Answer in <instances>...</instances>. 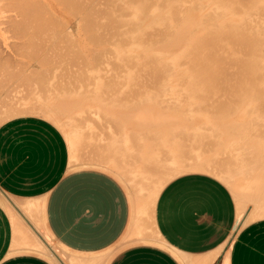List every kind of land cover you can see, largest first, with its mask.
Instances as JSON below:
<instances>
[{
    "label": "bare ground",
    "instance_id": "bare-ground-1",
    "mask_svg": "<svg viewBox=\"0 0 264 264\" xmlns=\"http://www.w3.org/2000/svg\"><path fill=\"white\" fill-rule=\"evenodd\" d=\"M130 10L135 12L133 16L137 14L143 19L146 17L143 26V20L130 16ZM154 26L158 28L157 31ZM1 29L11 32L13 38L11 44L5 43L8 40L7 35H4L7 36L4 37L5 40L0 38V79L5 76L6 79L3 80L7 83L8 79L10 82L13 78L21 76V81L17 78L14 83H21L24 87L21 84L17 87L7 83V87L4 84L7 91L3 92L5 89L2 87V79L0 80L3 90L1 87L0 89L4 93L0 94V119L6 115L25 112L37 113L50 119L62 129H66L63 132L66 133L71 149L70 162L77 160L74 153L76 148L89 146L83 142L87 141L83 140L86 131L90 137L85 138L92 141L93 136L97 139L103 132L101 138L95 140L97 142L88 141L95 144L92 151L97 154L91 159V163L103 165L117 176L119 173L132 187L137 200L141 201V209L144 205L151 207L162 186L172 178L189 171H201L214 175L229 185L238 202L239 216L243 203L251 202L253 208L248 215H251L250 219L264 217V0H0V31ZM57 31L60 38H56ZM154 35L159 37L158 40H155ZM89 36L96 45H99L98 42H108L107 45L111 42L109 46H122L121 52L124 51L113 57L112 48L111 53H104L100 49L101 54L98 50L91 51L87 47H80L87 45L86 39ZM83 37L85 43L81 42ZM115 39H120L123 45ZM79 41L81 44L78 48L76 44L80 43ZM179 41L182 42V47L177 50L179 54L176 51L171 55L172 52L169 51L181 43ZM113 43L118 44L116 46ZM90 44L93 48L94 43ZM96 45L94 48L98 46ZM130 46L141 50L144 47L145 51L142 50L141 54L136 56L135 53L127 52ZM120 47L114 49H121ZM109 49L110 47H107L105 51ZM152 49L157 52L156 55L152 54ZM147 50L152 51L151 54ZM88 51L92 56L91 62L95 61L98 65V68L95 65L94 69L100 71L92 73L96 76L99 74L101 81L99 79L91 82L94 80L93 74H87L85 67H81L83 70L79 68L85 59L83 55L88 54ZM22 55L32 61L21 57L25 62L17 59V64L15 57ZM155 58L158 63L161 62L157 66L164 70L155 67L156 64L152 61L156 60ZM77 59H82V64L80 61L77 64ZM139 59L142 60L137 61ZM19 62L24 72L23 68L16 67L20 66ZM65 62L69 64L65 66ZM84 63H88L86 59ZM104 63L107 67H104ZM73 64L75 67L73 66L72 70L75 71L78 67L81 72L85 71V74L82 72L78 75L79 79L81 75H89V78L92 77L91 81L84 76L88 80L82 77L80 80L84 81H81L82 84L78 83V77H75L79 70L75 71L74 77V71L69 70ZM88 65L86 68L91 69ZM62 66H69V69H63L67 74V69L72 71L71 77L75 78L80 86L75 85L71 77L69 78L74 85L70 79H66L70 73L66 74L67 77L62 75L66 80L62 79L57 71L62 69ZM57 67L60 69H56ZM154 67L155 70L161 69V72H154ZM173 68L178 69L172 71ZM20 69L23 73H20ZM103 69L107 72L103 73ZM61 73L65 74V71ZM131 74L140 75L139 79L142 80H139L138 76L133 78ZM56 75L60 76L62 84L68 80L72 85H69L68 81L64 84L68 83L69 86L61 85L60 81L55 80L58 76L54 79ZM125 75H128V79ZM160 75L165 76L164 80ZM36 76H40L42 80ZM114 77L116 82H113ZM116 78H120V81ZM52 82L59 84H54L53 87ZM8 85L14 87L9 89ZM53 91L58 94H52ZM89 99L96 101L94 107L84 104L89 103ZM193 102L195 105L200 104L197 105L202 107L200 109L205 108L206 112L201 111L208 113L209 117L211 115V119L216 123L210 121L208 123L214 125L208 127L201 122V126H207L206 128L212 129L213 132L215 128L216 134L221 132L218 133L220 136L224 133L225 140H218V134H215L214 138L210 137L213 135L211 131L209 132L212 135L208 134L207 137L205 131L208 129L200 128V125L198 126L201 130L197 127L194 129L191 127L192 121L185 124L180 123L181 120H174L175 112L178 114L184 111L178 116H186L185 110L189 113L187 109L191 108ZM184 103L188 104L187 109ZM179 105H183L185 110L180 109ZM189 110L190 117L187 114V118H183L191 120L194 116L197 117L196 114L200 111L198 109L194 114V108ZM166 117L172 119L168 120ZM222 119H225L224 122H216ZM89 122L90 126L95 122L93 130L88 128L90 132L86 128ZM217 123L221 124L219 130ZM96 124L101 126L99 133L95 132L98 128ZM211 138L213 142L208 140ZM215 138L219 142L222 141L221 146L218 143L221 148L217 146ZM193 142L204 148L201 150L198 146L199 154L196 153V157H191L188 152V155H185L187 149H184L188 143L192 145V148L188 149L195 152ZM213 145L214 150H217V153L214 151L216 154H212ZM205 150L206 156L202 157L200 153ZM223 154L227 155V159H223H226L225 161L222 160L225 157ZM84 163L89 164L90 161ZM134 187L136 190H133ZM0 201L7 205L6 200ZM33 204L28 202L23 209L31 211L35 207ZM20 238L23 247L30 246L38 252L41 251L60 264H94L93 258L69 256L57 253L49 247L45 248L33 235ZM216 255H208L205 258L206 264H210Z\"/></svg>",
    "mask_w": 264,
    "mask_h": 264
},
{
    "label": "crops",
    "instance_id": "crops-1",
    "mask_svg": "<svg viewBox=\"0 0 264 264\" xmlns=\"http://www.w3.org/2000/svg\"><path fill=\"white\" fill-rule=\"evenodd\" d=\"M109 171L72 166L63 133L44 117L0 124V193L7 201H0V264H60L23 248L21 236L43 233L67 255L94 264L108 252L106 264H206L213 253L210 264H264V218L240 224L219 178L189 171L166 182L146 210L153 244L147 212ZM28 202L31 211L22 208Z\"/></svg>",
    "mask_w": 264,
    "mask_h": 264
},
{
    "label": "rangeland",
    "instance_id": "rangeland-1",
    "mask_svg": "<svg viewBox=\"0 0 264 264\" xmlns=\"http://www.w3.org/2000/svg\"><path fill=\"white\" fill-rule=\"evenodd\" d=\"M130 11H131V10H130ZM133 12H134V11H131L130 16L133 14ZM133 15H135V12H134ZM133 15H132V16H133ZM136 16H137V17H136ZM136 16H133V17H135V18H137V19L140 18L139 20H141V19L143 20V23H142V26H143V25L145 24V21H146L145 18H146V17L143 15V16L145 17V18L143 19L142 16H138L137 14H136ZM138 17H139V18H138ZM141 22H142V21H141ZM160 26H161V25H160ZM120 28H121V27H120ZM120 28H119V29H120ZM153 28H154V30H156V31H157V29H158V28L156 29L155 26H154ZM57 29H59V28H57ZM57 29H56V30H57ZM144 29H145V28H144ZM159 29H160V28H159ZM176 29H177V27H176ZM60 30H62V28H61ZM60 30H59V32L61 33ZM142 30H143V29H142ZM1 31H3V29H1ZM1 31H0V38L3 37L2 39L5 40L4 37H7V36H8V40L6 39L7 41H5V43H9V44H11L10 42H12L13 34H11V32L9 33V32H4V31L1 33ZM119 31H121V30H119ZM142 32H144V31H142ZM4 33H5V34H4ZM6 33H9V34H6ZM60 33L58 34V31H57L56 38H57V36H59L58 38H60ZM10 34L12 35V37L10 36ZM4 35H7V36H4ZM9 36L11 37V39H10ZM154 36L157 37V35H154ZM87 37H88V36H86V38H87ZM156 37H155V40H158L159 37H157V39H156ZM89 38H90V36H89ZM89 38L86 39V40H87V41H86V44H87V45H85V44H84V43H85V41H84V40H85V37H83L82 40H81V42H84V43H82V44H84L85 47H84V45H81L80 47H82V48H84V49H87V48H88V49H91V51H92V50H93V51H94V50H96V51L98 50L99 53H101V54H102V52H104V53H105V52H106V53H109V52H110V53H111V51H112L111 48H112L114 51L112 52L113 54H112L111 56H113V55L117 56L118 53L121 54V53H123V51H124V50H123V51L121 52V50H122V46H121V47H120V46H117V44H118L119 42H120V44H121L120 39H119V40L117 39L118 41L115 39V41L118 42V43H117V44H114V43H113V44L116 45L117 47H120L121 49L118 48V49L115 50L114 48H117V47H115V46H112V47H111V45L109 46V44H110L111 42H109L108 45H107L108 42H107V43H104V44H103V42H101L102 44H101L100 42H98V43H99V45L97 44V45L99 46V48H98V46L96 45V42H95V41L93 42V41H92L93 39H91V38L89 39ZM117 38H120V37H117ZM83 39H84V40H83ZM0 40H1V39H0ZM48 40H49V39H48ZM153 40H154V38H153ZM8 41H9V42H8ZM0 42H2V41H0ZM79 42H80V41H79ZM81 42L76 44L78 48H79V45L81 44ZM89 42H90V43H94L97 47L94 48L95 45L92 44V46H93V48H94V49H93V48L90 46L91 44H90ZM113 42H114V41H113ZM116 42H115V43H116ZM130 42H131V41H130ZM179 42H181V41H179ZM131 43H132V42H131ZM133 43H134V42H133ZM113 44H112V45H113ZM100 45H101V46H100ZM121 45H123V43H122ZM128 45H129V43H128ZM181 45H182V42H181V43H178V44L175 45L173 48H172V46H170V48H172V49L169 51V53L172 52L171 55L174 54L173 52H176L180 47H182ZM124 46H125V44H124ZM86 47H87V48H86ZM107 47H110L109 51H108V50L105 51V48H107ZM155 48H156V47H155ZM75 49H76V48H75ZM100 49H101L102 52L100 51ZM134 49H136V48H134ZM134 49L131 48V46H130V48H129L128 50H127V49H126V50H127V52H129V53H130V52H131V53H135L136 56H137L138 53H140V52L144 49V47H142V50H141V48H140V49L137 48V49H139L140 51L137 50V49L134 51ZM153 49H154V48H153ZM153 49H152V51H154ZM156 49H157V48H156ZM103 50H104V51H103ZM110 50H111V51H110ZM131 50H132V51H131ZM115 51H117V52H115ZM143 51H145V50H143ZM147 51H148V50H147ZM152 51H151V52H152ZM155 51L158 52V49L155 50ZM155 51L152 53L153 55H156V54H157V52H155ZM161 51H162V50H161ZM114 52H115V54H114ZM125 52H126V51H125ZM127 52H126V54L128 55ZM151 52L148 51V53H150V54H151ZM177 53L179 54L178 51H177ZM135 54H134V55H135ZM140 54H141V53H140ZM175 54H176V53H175ZM178 54H176V55H178ZM18 55H20V54H18ZM81 55H82V54H81ZM118 55H119V54H118ZM132 55H133V54H132ZM153 55H152V56H153ZM83 56H84V58L87 60V62H88L87 64L84 63V62H85V59H84V61H83V60H82L83 58L80 59V60L83 61V64H82V62H81L80 60H78V59H77V61H75V62H76L77 64H79L78 62L80 61V63H81L83 66H82V65H81V66L79 65V68L81 69V67H83V68L85 67L84 69L87 71L86 73L89 74L90 76H92V74H93V78H94V80L91 81L90 79H92V77L89 78V77H88L89 75H83V76L81 75L80 77H81V78L83 77L82 79H85L84 76H86V77L89 78V80H90L91 82H96V81L99 80V79H100V81H101V77L99 76V74H98V76H96V74H94V73H99L100 71H98L99 69H94L95 65H97V64H96L95 61H94V62H91V61H92V59H91L92 56L89 54V51H88V54L83 55ZM18 57H19V56H18ZM21 57H24V58H25L26 56H23V55H22V56H20L19 58H17V56H16V57H15V59H16V63H17V59L20 60L21 62L23 61V60H22L23 58H21ZM113 57H114V56H113ZM155 57H156V56H155ZM20 58H21V59H20ZM153 58H154V56H153ZM15 59H14V60H15ZM25 59H27V57H26ZM155 59H156V58H155ZM11 60H12V59H11ZM27 60L30 61V59H27ZM27 60H26V62H28ZM141 60H142V59H141ZM141 60L139 59V60H137V61H141ZM31 61H32V59H31ZM31 61H30V62H31ZM71 61H72V60H71ZM71 61H69V62H71ZM152 61L154 62L153 64H156V66L153 65V66H155V67H158L157 64H161V62L159 61V59H158V61H159L160 63L157 62V59H156V60H152ZM152 61H151V64H152ZM155 61H156V63H155ZM162 61H163V60H162ZM21 62H19V65H20V66H16V67H20V68L22 69L23 67H22V65L20 64ZM23 62H25V60H24ZM23 62H22V63H23ZM30 62H28V64H29ZM73 62H74V61H73ZM135 62H136V59H135ZM164 62H165V61H164ZM164 62H163V63H164ZM13 63H14V62H13ZM67 63H68V62H67ZM76 63H75V64H76ZM93 63H94V64H93ZM107 63H108V62H107ZM17 64H18V63H17ZM24 64H27V63H24ZM68 64H69V63H68ZM68 64H66V62H65L64 65L67 66ZM70 64H72V62H71ZM75 64L70 65V68H71V69H69V66H68V67H64V66H62L61 68H62V69H63V68H64V69L68 68L69 70H72V69H73L72 67H73ZM77 64H76V65H77ZM88 64H90L91 66H89ZM104 64H106V63H104ZM104 64H103V65H104ZM84 65H85V66H84ZM87 65H88L89 67H91V69H90V68H86ZM25 66H27V65H25ZM25 66H24V67H25ZM16 67H15V65H14V68H16ZM74 67H75V66H74ZM104 67H107V64H106V66L104 65ZM155 67L153 68L154 70H155ZM79 68L77 67L76 69H75V68H74V69H75V71L77 72L78 70L80 71ZM83 68H82L81 70H83ZM97 68H98V65H97ZM158 68H161V69H162V67H160V66H159ZM16 69H17V68H16ZM18 69H19V68H18ZM21 69H20V70H21ZM56 69H60V68L57 67ZM62 69L57 70V71H59L58 73L60 74V76H61L62 79H63V78H64L63 76H66L67 73H66V70H64V69L62 70ZM68 69H67V72H68V74L70 73V76H68V78H66V77H67V76H66L65 78L69 80V79H70L69 77H71L74 73H75V76H76V72H75L74 70H72V71H74V72H73L72 75H71V72H72V71L69 72ZM101 69H102V68H101ZM106 69H107V68H106ZM106 69H103L104 71H102V70H101V71H102L103 73H104V72H107ZM153 69H152V70H153ZM156 69H157V68H156ZM161 69H160V70H161ZM175 69H178V68H173L172 71H174ZM53 70L55 71V69H53ZM53 70H52V71H53ZM61 70H62V71H65V74H63L64 72L61 73V72H62ZM89 70H90V71H89ZM91 70H92V71H91ZM154 70H153V71H154ZM160 70H155L154 72H157V71H158V72H161ZM162 70H164V69H162ZM50 71H51V70H50ZM50 71H49V72H50ZM79 71L77 72V73H79V74H77V76H76L75 78H77L78 75H80L82 72H83V73L85 72V71H82V72H81V71L79 72ZM93 71H95V72L92 73ZM176 71H178V70H176ZM176 71H175V72H176ZM23 72H24V68H23ZM23 72H22V70L20 71V73H23ZM146 72H150V70H149V71L146 70ZM151 72H152V71H151ZM50 73H51V72H50ZM55 73H56V71H55ZM58 73H57V74H58ZM103 73H102V74H103ZM52 74H54V72H53ZM59 74H58V75H59ZM68 74H67V75H68ZM84 74H85V73H84ZM102 74H100V75L102 76ZM20 75H21V74H20ZM48 75H49V74H48ZM58 75H56V76L54 77V79H55ZM62 75H63V76H62ZM131 75H132V74H131ZM131 75H130V77H129L130 79H131L132 76H133V75H132V76H131ZM40 76H42V75H40ZM40 76H38V77L36 76V77L39 78V80H42V79L40 78ZM43 76H44V75H43ZM60 76H58V77H59V80H58V77H57V79H55V80L60 81ZM94 76H96V77H94ZM103 76H104V75H103ZM105 76H106V75H105ZM107 76H108V75H107ZM127 76H128V75H127ZM127 76L125 75L126 78H127ZM135 76H136V77L138 76L137 78L139 79V76H140V75H134L133 78H135ZM144 76H145V75H144ZM144 76H143V79L145 78ZM160 76H161L162 80H164L165 76H164V77H163L162 75H160ZM160 76H158V77H160ZM20 77H21V76H20ZM20 77H19V78H20ZM48 77H49V76H47V78H48ZM50 77H51V74H50ZM50 77H49V78H50ZM52 77H53V75H52ZM73 77H74V75H73ZM97 77H98V78H97ZM99 77H100V78H99ZM110 77H111V76H110ZM112 77H113V76H112ZM112 77H111V78H112ZM123 77H124V75H123ZM123 77H122V78H123ZM17 78H18V76L16 77V79H17ZM19 78H18L17 80H20ZM44 78H45V77H43V80H44ZM49 78H48V79H49ZM65 78H64V79H65ZM75 78H72V77H71V79H72V80L74 79L73 81H75V83H76ZM81 78H80V79H81ZM107 78H108V77H107ZM111 78H110V79H111ZM140 78H141V77H140ZM150 78H151V77H150ZM161 78L158 79L159 82L161 81ZM1 79H2V78H1ZM1 79H0V80H1ZM3 79H6V77L4 76ZM3 79L1 80V81H2L1 83H3V84H2V87H3V88L5 87V85H6L7 83H9V84L12 83V84L16 85V84H15V83H16V82H15V81H16L15 78H13L14 80H10V82H9V79H8L7 83H4L5 80H3ZM62 79H61V80H62ZM66 79H65V80H66ZM71 79H70V80H71ZM80 79H79V77H78V80H79L78 83H80L81 81H84V80H80ZM103 79H104V77H103ZM116 79H117V78H116ZM127 79H128V78H127ZM145 79H146V78H145ZM145 79H144V80H145ZM153 79H154V78H153ZM45 80H46V79H45ZM49 80H50V79H49ZM52 80H53V78H52ZM68 80H67V81H68ZM72 80H71V83L73 82ZM78 80H77V81H78ZM85 80H86V79H85ZM87 80H88V79H87ZM87 80H86V81H87ZM106 80H108V79H106ZM113 80H115V77H114ZM118 80L120 81V78L117 79V81H118ZM121 80H122V79H121ZM139 80H142V78L139 79ZM144 80H143V82H144ZM158 80H157V81H158ZM20 81H21V80H20ZM67 81H64V83H66ZM86 81H85V82H86ZM90 81H88V82H90ZM109 81H110V80H109ZM119 81H118V82H119ZM5 82H6V81H5ZM14 82H15V83H14ZM49 82H50V81H49ZM53 82H54V81H53ZM53 82H52L53 87H55L54 84H55L56 82H55V83H53ZM69 82H70V81H68V83H69ZM85 82H84V83H85ZM98 82H99V81H98ZM113 82H116V80L113 81ZM113 82L111 81V83H113ZM140 82H142V81H140ZM140 82H139V83H140ZM1 83H0V84H1ZM17 83H18V82H17ZM59 83H60L61 85L64 84V83L62 84V81H60ZM59 83H57V84H59ZM68 83H67V84H64V85H68ZM71 83H69V85H72V84H73V83H72V84H71ZM75 83H74V84H75ZM4 84H5V85H4ZM20 84H21V83H18L16 86H17V87H20V86L22 85V84H21V85H20ZM57 84H55V85L57 86ZM74 84H73V85H74ZM80 84H82V82H81ZM80 84H77V83H76L75 85H77V86L79 85V86H80ZM18 85H19V86H18ZM69 85H68V86H69ZM115 85H116V84H115ZM138 85H139V84H138ZM16 86H15V87H16ZM68 86H67V87H68ZM91 86H92V85H91ZM0 87H1V86H0ZM2 87H1V89H2ZM6 87H7V85H6ZM6 87H5V88H6ZM9 87H10V88H9ZM13 87H14V86L8 85V88H9V89H11V88H13ZM22 87H24V85H22ZM22 87H21V88H22ZM61 87H62V86H61ZM63 87H66V86H63ZM88 87H89V86H88ZM115 87H116V86H115ZM5 88H4V89H5ZM68 88H69V87H68ZM158 88H160V87H158ZM1 89H0V94H2L4 91H7V90H6L7 88H6L5 90L2 89L3 92H2ZM9 89H8V90H9ZM50 92H51V91H50ZM53 92H54V91H53ZM58 92H59V93H63V91H62V92L58 91ZM99 93H100V92H99ZM142 93H143V92H142ZM47 94H49V91H48ZM52 94H58V93H57V91H56V93L54 92V93H52ZM100 94H102V93H100ZM2 95H4V93H3ZM153 100H154V99H153ZM95 102H96V101H92V100L89 99V103H88V102H84V104H89V105H92V106L94 107V106H95V105H94ZM193 103H194V102H193ZM193 103H192V104H193ZM189 104H190V103H189ZM192 104L190 105V107H191L192 109L194 108V114H195L196 112H198V109L200 110L199 112H202V113H199V112H198L199 114H202L201 116H200L198 113L196 114L197 117H199V118L195 117L194 114L192 113L193 110H191V114H193L194 118L191 119V120H190V119H186V118H187V114L189 115V113H190V110H189V109H191V108H188V109H187V108H186V105L188 106V104H185V103H184L183 105H185L184 107H185V109L188 110L189 113H187V111H186L185 109L182 108L183 105H182V106L179 105V107L181 106L180 109L185 110V112H186V113H185L186 116H183V115H182L181 117L178 116V114L180 115V114H183V112H184V111H183L182 113H180L181 111H180V112L178 111V112H179L178 114H176V112L174 113L175 116H176V117L174 118V120H175V121H176V120H179V121L181 120L180 123H185V124H186L187 122H191V121H192V122H191V124H192L191 127L193 126L194 129H196L195 127H197L198 130H201L200 128L204 127V126H201V124H202L201 122H203L204 125H207V126H208V125L211 126V125L216 124L215 121H214V119H211V115H210V117H209V114H208V113H203V111L206 112V111H205V108H204V110H203V109H200V108H202V107L199 108L200 104H197V103H196V105H195V103H194L195 107H193L194 105L192 106ZM197 105H199V106H197ZM201 106H202V105H201ZM197 107H198V108H197ZM107 109H110V108L107 107ZM141 109H148V108H146V107H141ZM196 109H197V110H196ZM110 110H111V109H110ZM177 110H178V109H177ZM201 110H203V111H201ZM30 114H32V113L25 112V113L15 114V115H12V116H8V115H6V116H3V117L0 119V124H2L3 122H5V121H7V120H9V119H11V118L18 117V116H23V115H30ZM169 114L174 115V114H172L171 112H169ZM204 114H205V116H204ZM32 115H38V116H41V117L46 118L45 116L39 115V114H37V113H33ZM198 115H199V116H198ZM206 115H207V117H206ZM193 116H191V118H192ZM183 117H186V118H183ZM188 117H190V115H189ZM166 118H167L168 120L172 119V117H171V118H170V117H166ZM196 118H197V119H196ZM207 118H209V119H207ZM46 119L49 120V121H51V120L48 119V118H46ZM91 119H92V121H94L93 117H91ZM91 119H90L89 121H91ZM188 120H190V121H188ZM207 120H208V121H207ZM224 120H225V119L217 120L216 122L222 123V122H224ZM228 120H229V119H228ZM179 121H178V122H179ZM210 121H214V122H213L214 124H212V123L209 124L208 122H210ZM51 122L54 123L53 121H51ZM91 123H92V122H91ZM93 123H94V124H93ZM93 123H92V124H93L92 126H90V125H91L90 122H89L88 124H86V128H87V130H88V128L93 130V128H94L93 126H95V122H93ZM200 123H201V124H200ZM207 123H208V124H207ZM54 124L60 129V131L63 133V135H64V137H65V139H66V141H67L66 133L63 132V131H66V129H62V128H61L59 125H57L56 123H54ZM217 124H218V123H217ZM198 125H200L201 127L199 128ZM202 125H203V124H202ZM219 125H220V127H221V124H218L217 126L215 125V126L217 127V130H219L218 128H220ZM207 126H206V127H207ZM96 127H98V128H96ZM96 127H95V128H96L95 132H96V131L98 132V130H99V128H100L101 126H98V124H96ZM191 127H189V130H190ZM206 127H204V129H205ZM208 127H209V126H208ZM212 128H213V126H212ZM100 129H101V128H100ZM206 129H208V131H205ZM206 129H205L204 131H205V133L207 132V134H206L207 137H208V134L212 135V134H211V133L213 132V131H211L212 129H211V130H209L210 128H206ZM220 129H221V128H220ZM102 130H103V128H102ZM191 130H192V129H191ZM202 130H203V129H202ZM213 130H214L213 135L210 136V137H213V136L216 134V133H215V131H216L215 128H214ZM88 131H89V130H88ZM193 131H194V130H193ZM195 131H196V130H195ZM209 131H211V133H210ZM89 132H90V131H89ZM99 132H100V130H99ZM99 132H98V133H99ZM201 132H202V131H201ZM216 132H217V131H216ZM85 133H86V134H84V137H83L84 139H83V140H87V141H83V142H84V143H88L89 146H87V145H86V146H79L78 149L76 148V149L74 150V153H75L76 156H77V160L74 161V162H73V161L70 162V164H71L72 166H74L75 168H77V169H82V168H88V169H89V168H93V167L96 168V169H99V168H101V167L104 168L103 165H96V164H88V163H84L85 161H90L91 159L93 160V158L97 155V154L95 153V151H92V147H93L95 144L93 145V144H91V143L88 142V141L91 140V142H93V143L97 142V141L99 140L100 135H101L103 132L99 135V137L97 138L98 140H97V139L94 138L95 136H93V131H91V133H92L91 136H93L94 141H92V139H90V138H89V139H88V138L86 139L85 136L87 137V136L90 135V134L87 135V131H86ZM193 133H195V132H193ZM196 133L198 134V132H196ZM196 133H195V134H196ZM218 133L221 134L220 131H219ZM218 133H217V134H218ZM95 134H97V133H95ZM201 134L203 135L204 133L202 132ZM201 134L199 133V135H201ZM217 134H216V135H217ZM219 134H218L217 136H220ZM223 134H224V133H222V135L220 136V138H218V140H219V139H220V140H225V139H226V136L223 135ZM206 135H205V136L203 135V136L206 137ZM88 137H90V136H88ZM96 137H97V136H96ZM214 137H215V136H214ZM214 137H213V138H214ZM100 138H101V137H100ZM213 138L208 139V140H212ZM216 138H217V137H216ZM216 138H215V139H216ZM215 139H214V140H215ZM95 140H97V141H95ZM218 140L216 139V144L219 143L220 146H221L222 141L219 142ZM192 141H193V140H192ZM192 141H189V142L192 143ZM209 142H211V141H209ZM212 142H213V140H212ZM195 143L197 144V142H195ZM214 143H215V142H214ZM214 143H212V144H214ZM67 144H68V148H69V154H71V149H70V146H69L68 141H67ZM196 144H194V142H193V145H194V146H195ZM212 144H211V145H212ZM219 144H218L217 146H218L219 148H221V147L219 146ZM90 145H91V146H90ZM187 146H188V147H187ZM194 146H193V148H194L195 152L192 151V149H188V148H190V147L192 148V145L188 143V145H186V148L184 149V150L187 149V150L185 151V152H186L185 155L190 154L191 157H196V155L199 154V149L204 150V148L202 149L198 144L196 145V146H197L196 149H195ZM198 146H199V149H198ZM209 146H210V145H209ZM211 147H212V146H211ZM87 148H88V149L90 148V150H88ZM209 148H210V147H209ZM197 149H198V150H197ZM206 149H207V148H206ZM190 150H191V151H190ZM211 150H212V148H211ZM222 150H223V148H222ZM226 150H227V149H226ZM226 150H225V151H226ZM228 150H229V149H228ZM228 150H227V151H228ZM196 151H198V152H196ZM208 151H209V149H208ZM214 151H216V153H217V150H214V145H213V153H212L211 151H210V152H211L212 154H216V153H214ZM218 151H219V150H218ZM223 151H224V150H223ZM235 151H236V150H235ZM86 152H87V154H86ZM187 152H188V154H187ZM189 152H190V153H189ZM202 152H203V151H202ZM202 152L200 153V155H201L202 157H205V156H206V153H207L206 150L203 152V153L205 154L204 156L202 155V154H203ZM219 152H220V151H219ZM94 153H95V155H94ZM196 153H197V154H196ZM211 153L208 152L209 155H211ZM88 154H89V156H88ZM91 154H92L93 156H92ZM193 154H194V155H193ZM195 154H196V155H195ZM185 155H184V157L186 158ZM192 155H193V156H192ZM190 156H188V158H189ZM207 156H208V155H207ZM222 156H225V157L222 158V160H223L224 158L227 159V155H224V154H223ZM222 156H221V157H222ZM218 158H219V156H218ZM95 159H96L95 161H97V157H96ZM220 159H221V158H220ZM226 159H225V160H226ZM222 160H221V162H222ZM225 160H223V161H225ZM81 162H83V163H81ZM218 162H220V160H219ZM97 166H99V167H97ZM109 172H110V171H109ZM109 172H108V173H109ZM115 172H116V171H115ZM113 173H114V172L111 171L109 174H111L113 177H115V178L121 183V185H122V186L124 187V189L126 190L127 194H128V195L130 194L129 196H131V199H132L133 201H135V203H136V207H137V209L139 210V208L142 207V203H141V201H139V199L137 200V198L135 197V194H136V193H134V191H132V187L129 186V184H127V182L122 178V176H121L119 173L116 172V173L118 174V176H119L122 180H121L119 177H117L116 175H114L115 173H114V174H113ZM213 176H214V175H213ZM215 177H216V176H215ZM225 185H226V186L229 188V190L231 191V193H232V195H233V197H234V199H235V202H236V204H237V206H238V202H237V199L235 198V195H234L233 191L230 189L229 185H227V184H225ZM133 190H136V188L134 187ZM135 192H136V191H135ZM0 200H3V201L5 202V198H4V196H3L1 193H0ZM137 201H138V202H137ZM6 202H7V201H6ZM153 203H154V202H153ZM143 205H144V204H143ZM243 205H244V206H243ZM243 205L241 206L243 210H242V212L240 213V216H239V218H240L239 223H240V224H241V223H248V222H251V221H254V220H258V219H254V220H252V219H250V216H251V215L248 216L249 213L252 212V208H253V207H252V203H251V202H245V203H243ZM245 207H246V208H245ZM22 208H23V207H22ZM244 208H245V209H244ZM149 209H150V206H147V205H144V206H143V211H146V210H149ZM146 212H147V213L144 214L143 216H144V218H145V222H146V225H147V234H148V237L152 240L151 243H153V244H157V240H156V238L154 237V234H153V231H152V227H151V224H150V220H149V217H148V211H146ZM242 215H243V216H242ZM262 218H264V217H262ZM259 219H261V218H259ZM33 236H34V235H33ZM34 237H35V236H34ZM35 238H36V239H37L42 245H44L45 248H46V247H49V248L53 249L54 251H56L57 253H61V254H64V253H65V249H64L63 247H61L56 241H54V239H52V238L49 237L48 235H46V234L43 233V234H41V236L39 237V239H38L37 237H35ZM23 248L26 249V250L32 251L33 253L38 254V255H40V256H42V257H45V256H43L42 254L39 253V252H41V251L38 252V250H35L34 248H31L30 246H29V247H23ZM41 253H43V252H41ZM44 254H45V253H44ZM65 254H66V253H65ZM213 254H214V253H213ZM46 255H47V254H46ZM81 256H82V255H81ZM100 256H102V262H101V263H102V264H106V263L108 262V260L111 258L112 253L109 254V252H108V253L103 254V255L101 254ZM45 258L48 259V257H45ZM50 261H51L53 264H57V263H56L55 261H53V260H50Z\"/></svg>",
    "mask_w": 264,
    "mask_h": 264
}]
</instances>
